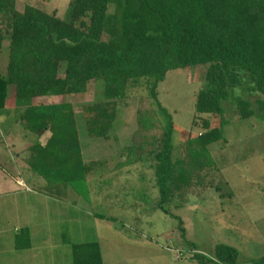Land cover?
I'll use <instances>...</instances> for the list:
<instances>
[{"label":"trees","instance_id":"trees-1","mask_svg":"<svg viewBox=\"0 0 264 264\" xmlns=\"http://www.w3.org/2000/svg\"><path fill=\"white\" fill-rule=\"evenodd\" d=\"M16 3L0 0V52L3 43L8 44L5 73L0 74V111L12 87L14 105L20 110L17 123L37 137L23 160L44 180L35 192L64 200L70 185L84 187L90 175H99L100 163L84 161L70 104L32 101L79 94L88 83L103 81L104 99L83 105L82 117L89 139L110 141L115 138L118 106L143 81L152 110L138 112L137 123L145 131L158 125L161 133L150 143L143 136L151 148L143 151L145 145L140 146L137 157L129 154L130 148L122 149L126 161L121 166L150 164L160 197L157 206L166 215H171L166 202L197 185L214 188L223 197L221 187L206 183L207 175L200 173L215 167L209 147L225 142L230 121L222 103H234L235 121L240 122L255 112L235 92L246 86L264 98V0H71L63 18L34 6L18 11ZM192 67L204 71L195 95V118L211 116L219 125L201 117L202 132L187 138L184 155L173 159L174 122L159 103L157 88L168 72ZM256 106L264 118V101ZM45 133L50 136L42 144L38 139ZM173 217L184 236L181 219ZM64 240L70 246L71 264H103L97 242ZM186 244L188 250H195L192 243ZM30 245L28 227L18 228L14 249L26 250ZM189 260L239 264V253L217 244L213 256L193 254ZM250 264H264V256Z\"/></svg>","mask_w":264,"mask_h":264},{"label":"rangeland","instance_id":"rangeland-1","mask_svg":"<svg viewBox=\"0 0 264 264\" xmlns=\"http://www.w3.org/2000/svg\"><path fill=\"white\" fill-rule=\"evenodd\" d=\"M16 1L18 11L34 6L63 18L71 0ZM7 46L4 42L0 52V74L5 73ZM203 74L202 67L173 70L158 85V101L174 122L173 159L184 155L187 138L202 132L201 117L212 126L219 125L211 116L195 118V95ZM13 93L10 87L5 109L0 111V179L7 183L0 186V264H71L70 246L64 239L70 243L97 242L103 264H197L190 256L211 257L217 244L235 248L239 264L264 256V118L256 106L264 98L258 93L249 92L246 86L235 92L252 105L255 115L248 121H235L234 103H222L230 121L225 127V142L209 147L215 167L200 176L207 175L206 183L221 187L223 197L214 188L197 185L198 189L190 188L186 196L166 202L171 215L157 206L160 197L150 164H120L126 161L122 149L130 148L129 154L134 152L137 157L139 147L145 145L143 151L149 150L148 143L161 133L158 125L145 131L137 123L138 112L152 110L143 81L118 106L115 138L110 141L89 139L82 117L83 105L104 99L103 81L88 83L79 94L33 100V104H70L84 161L100 163L99 175H90L84 187L75 189L73 184L64 200L51 198L47 217L34 202L35 196L21 190L30 184L23 181L25 185L16 186L18 173L25 176L26 148L37 137L17 123L20 110L14 105ZM226 184L228 188H224ZM173 216L181 219L184 236ZM24 225L32 231V247L29 251L15 250V229ZM186 242L195 250H188Z\"/></svg>","mask_w":264,"mask_h":264},{"label":"crops","instance_id":"crops-1","mask_svg":"<svg viewBox=\"0 0 264 264\" xmlns=\"http://www.w3.org/2000/svg\"><path fill=\"white\" fill-rule=\"evenodd\" d=\"M49 136H50L49 133H45L38 140H39V142H41L42 144H44L46 142V140L49 138ZM18 156H16V158ZM22 171H24L23 174L25 176H23L22 174H19L18 173L19 180L16 181V186L17 185H20L23 181L28 182L30 185L29 186H25L21 190L24 191V193H26V194H29V195L32 194L33 196H35L34 199L36 201H34V202L38 205V208L39 207H42L44 217H47L48 216V212H49V210H48L49 209V203L52 201V199L49 198V197H47V196H45V195H42V194L37 193V192L34 191L35 188L42 187L44 185V180L42 178L38 177V175H35V174L33 175L32 174L33 172H31L30 169L27 166H26L25 170L22 169ZM6 184H7L6 181L0 179V186H3V185L6 186ZM21 185H25V184L22 183ZM22 227H28L29 232H30V243L32 244V242H31V237H32L31 233H32V231L30 230V227L27 226V225H24ZM19 228H21V227H19ZM17 229H15V231ZM31 247H32V245H30V248L29 249L21 250V251H29L31 249Z\"/></svg>","mask_w":264,"mask_h":264}]
</instances>
